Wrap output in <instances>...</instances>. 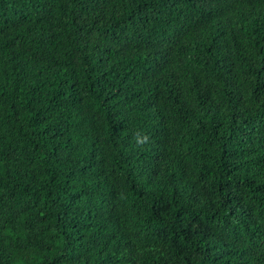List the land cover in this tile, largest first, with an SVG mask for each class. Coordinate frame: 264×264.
<instances>
[{
  "label": "trees",
  "instance_id": "trees-1",
  "mask_svg": "<svg viewBox=\"0 0 264 264\" xmlns=\"http://www.w3.org/2000/svg\"><path fill=\"white\" fill-rule=\"evenodd\" d=\"M0 264H264V0H0Z\"/></svg>",
  "mask_w": 264,
  "mask_h": 264
}]
</instances>
